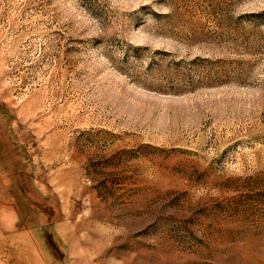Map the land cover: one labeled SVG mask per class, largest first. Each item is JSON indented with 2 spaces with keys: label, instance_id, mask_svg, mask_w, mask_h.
<instances>
[{
  "label": "rangeland",
  "instance_id": "1",
  "mask_svg": "<svg viewBox=\"0 0 264 264\" xmlns=\"http://www.w3.org/2000/svg\"><path fill=\"white\" fill-rule=\"evenodd\" d=\"M0 264H264V0H0Z\"/></svg>",
  "mask_w": 264,
  "mask_h": 264
}]
</instances>
